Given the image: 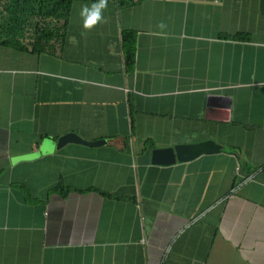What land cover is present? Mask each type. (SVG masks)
I'll return each mask as SVG.
<instances>
[{"label": "crops", "instance_id": "1", "mask_svg": "<svg viewBox=\"0 0 264 264\" xmlns=\"http://www.w3.org/2000/svg\"><path fill=\"white\" fill-rule=\"evenodd\" d=\"M91 2L51 49L0 42V264H264V0H108L86 31Z\"/></svg>", "mask_w": 264, "mask_h": 264}, {"label": "trees", "instance_id": "2", "mask_svg": "<svg viewBox=\"0 0 264 264\" xmlns=\"http://www.w3.org/2000/svg\"><path fill=\"white\" fill-rule=\"evenodd\" d=\"M70 2L71 0H0V42L21 50L51 49L59 43L58 37L64 27ZM43 16H55L59 21L49 24L42 21ZM132 55V48L128 45L125 50L127 63L131 62Z\"/></svg>", "mask_w": 264, "mask_h": 264}, {"label": "water", "instance_id": "3", "mask_svg": "<svg viewBox=\"0 0 264 264\" xmlns=\"http://www.w3.org/2000/svg\"><path fill=\"white\" fill-rule=\"evenodd\" d=\"M67 141H74L86 145H97L103 143L104 139H85L75 132L68 131L57 136L55 146L58 147ZM221 148H223V146L213 139L175 143L164 147H153L150 150V161L156 164H169L174 161H186L201 153L215 152Z\"/></svg>", "mask_w": 264, "mask_h": 264}, {"label": "clouds", "instance_id": "4", "mask_svg": "<svg viewBox=\"0 0 264 264\" xmlns=\"http://www.w3.org/2000/svg\"><path fill=\"white\" fill-rule=\"evenodd\" d=\"M107 7L108 0H92L91 3L82 5L78 13L82 21V27L86 31H91L98 25L104 23V12ZM69 43L75 45L77 43L76 38L74 36L69 37Z\"/></svg>", "mask_w": 264, "mask_h": 264}, {"label": "rangeland", "instance_id": "5", "mask_svg": "<svg viewBox=\"0 0 264 264\" xmlns=\"http://www.w3.org/2000/svg\"><path fill=\"white\" fill-rule=\"evenodd\" d=\"M41 19H42L43 22H47V23L49 22V24H52V23L55 24V23H57L59 21V18L55 17V16H53V17L43 16V17H41Z\"/></svg>", "mask_w": 264, "mask_h": 264}]
</instances>
